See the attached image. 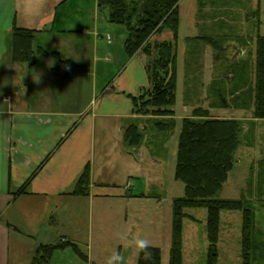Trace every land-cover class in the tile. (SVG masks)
Wrapping results in <instances>:
<instances>
[{
	"label": "crops",
	"instance_id": "crops-1",
	"mask_svg": "<svg viewBox=\"0 0 264 264\" xmlns=\"http://www.w3.org/2000/svg\"><path fill=\"white\" fill-rule=\"evenodd\" d=\"M108 15L98 0H0V264H32L40 247L61 242L81 249L86 228L89 254L81 250L87 264H99L95 239L108 244L106 228L127 229L136 204L149 199L138 185L151 147L124 140L129 125L148 121L134 105L150 88L147 58L127 54L126 27ZM16 27L35 30V51L48 55L15 61ZM183 97L178 119L192 115ZM161 155L153 167L165 165ZM87 169L88 193L76 194Z\"/></svg>",
	"mask_w": 264,
	"mask_h": 264
},
{
	"label": "rangeland",
	"instance_id": "rangeland-1",
	"mask_svg": "<svg viewBox=\"0 0 264 264\" xmlns=\"http://www.w3.org/2000/svg\"><path fill=\"white\" fill-rule=\"evenodd\" d=\"M179 12V85L174 109L178 116L185 114L182 105L185 93L188 107L202 106L210 111L212 109L213 116L233 118L242 123V145L237 153V163L217 198H245L255 212V237L264 241V119L254 118L250 105L246 104L248 92L243 83L245 75L237 71L230 72L234 61L238 69L247 63L251 68L247 73L250 80L253 79L254 39L259 31L264 34V0H183ZM257 12L260 14L259 23L255 15ZM204 34V37L220 38L219 47L215 49L213 42L193 39ZM236 97L241 99L238 103L234 101ZM212 100L215 107L211 105ZM176 119V131L167 143V151L163 148L157 149L155 153L157 157L165 153V159L162 160L165 165L161 169L153 167L154 154L149 153L142 158L144 176L138 188L139 192L149 191V199H142L136 204L135 219L132 225L129 219L127 229H117L112 225L106 228L104 240L109 241L108 244L101 241L103 238L100 241L95 239L92 256L97 263L137 264L142 248L139 242L145 240L148 246L159 247L162 251V264H169L173 200L184 195V184L175 179L178 137L183 124L182 117ZM147 120L141 125H148L151 131L153 120L150 117ZM161 180L163 188L156 184ZM157 194L159 199L156 198ZM187 212L197 220H184V264H206L207 211L204 208H193ZM241 225L240 212H222L219 264L243 263ZM87 229L79 231L80 247L86 254L88 250L82 243L87 242L89 237ZM64 251L56 254L52 264H87L72 247ZM258 263L264 264V261Z\"/></svg>",
	"mask_w": 264,
	"mask_h": 264
},
{
	"label": "trees",
	"instance_id": "trees-1",
	"mask_svg": "<svg viewBox=\"0 0 264 264\" xmlns=\"http://www.w3.org/2000/svg\"><path fill=\"white\" fill-rule=\"evenodd\" d=\"M180 3L181 0H98L99 8L108 11L111 23L126 27L127 54L133 56L141 51L146 55L150 88L135 99L134 105L135 112L149 116L153 120V130L150 131L148 125L142 126L135 122L125 129L124 140L131 148H140L148 142L151 147L150 153L155 157L157 149L164 148L167 151V143L174 135L177 126L174 106L177 101L178 84ZM255 15L259 23V12ZM165 31H170L172 38H162ZM35 35V30L17 27L14 29L13 59L15 61L34 63L37 54L48 55V52L41 48L35 51L33 47ZM201 39L213 42L215 49L219 47L220 38L203 36ZM254 40L252 81L247 73V70H251L250 64L246 63L243 68L238 69L234 61L235 67L231 66L230 72L237 71L245 75L243 83L248 92L246 104L250 105L254 118L264 119V34L259 31ZM234 77L235 75L232 74V78ZM240 100L239 97L234 99L235 103ZM211 105L215 107L213 100ZM182 122L178 137L175 179L184 184V195L173 200L169 264H184L183 226L186 218L197 220L187 212L188 209L193 208H204L207 211L206 264H219L223 211L240 212L242 215V264H259L258 261H264V241L255 237L254 210L245 198H217L237 163V153L242 145V123L233 118L214 117L209 109L202 106L193 108L192 115L185 117ZM88 188L87 169L81 176L75 193L85 195L88 193ZM67 246H72L83 260H87V256L77 244L61 242L40 247L32 264H49L54 252ZM137 264H162L161 249L156 246L142 247Z\"/></svg>",
	"mask_w": 264,
	"mask_h": 264
},
{
	"label": "built area",
	"instance_id": "built-area-1",
	"mask_svg": "<svg viewBox=\"0 0 264 264\" xmlns=\"http://www.w3.org/2000/svg\"><path fill=\"white\" fill-rule=\"evenodd\" d=\"M72 70H73V68H72L70 65H66V66H65V72H66V73H71Z\"/></svg>",
	"mask_w": 264,
	"mask_h": 264
},
{
	"label": "clouds",
	"instance_id": "clouds-1",
	"mask_svg": "<svg viewBox=\"0 0 264 264\" xmlns=\"http://www.w3.org/2000/svg\"><path fill=\"white\" fill-rule=\"evenodd\" d=\"M139 243H140V245H141L142 247H144V248H147V247H148V242L145 241V240H141Z\"/></svg>",
	"mask_w": 264,
	"mask_h": 264
}]
</instances>
